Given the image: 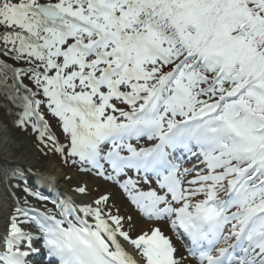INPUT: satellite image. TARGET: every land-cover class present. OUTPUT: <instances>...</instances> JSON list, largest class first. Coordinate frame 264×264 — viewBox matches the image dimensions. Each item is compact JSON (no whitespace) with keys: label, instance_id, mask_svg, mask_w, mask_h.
I'll use <instances>...</instances> for the list:
<instances>
[{"label":"snow or ice","instance_id":"obj_1","mask_svg":"<svg viewBox=\"0 0 264 264\" xmlns=\"http://www.w3.org/2000/svg\"><path fill=\"white\" fill-rule=\"evenodd\" d=\"M0 110L185 241L29 168L0 264H264V0H0Z\"/></svg>","mask_w":264,"mask_h":264},{"label":"bare ground","instance_id":"obj_2","mask_svg":"<svg viewBox=\"0 0 264 264\" xmlns=\"http://www.w3.org/2000/svg\"><path fill=\"white\" fill-rule=\"evenodd\" d=\"M0 116H2L1 113ZM9 124L3 117V122H0V173L6 172L11 175L13 170L23 171L30 168L34 174L33 178L40 175L50 177V183H41L39 180H36V183L40 184V190L44 191V194L51 193L53 199L71 197L77 203H90L101 194H109L111 203L120 208L121 214L133 216L135 226L132 229V235L134 237L142 232H150L153 227L158 226L173 239L178 250L184 252L179 239L169 229L166 221L162 224L146 222V219L130 206L131 203L117 185L104 181L94 174H90L91 177L87 179L86 176L75 174L74 171L59 165L56 159L42 155L27 133L15 131ZM15 183L11 179L0 180V223L14 207L10 190L13 192L16 190L10 189V186ZM78 186H86L88 191L85 194L77 193L75 188ZM48 206L53 207L52 204ZM128 250L136 256L135 249L129 246Z\"/></svg>","mask_w":264,"mask_h":264},{"label":"rangeland","instance_id":"obj_3","mask_svg":"<svg viewBox=\"0 0 264 264\" xmlns=\"http://www.w3.org/2000/svg\"><path fill=\"white\" fill-rule=\"evenodd\" d=\"M0 113H1V115L4 117L5 121L8 122V123H10V121H12V120L15 119V117H14V116H11V115L4 116L3 110H0ZM45 118L48 119L49 122H50V124L52 125V130H53V132H54V133H55V134H56L61 140H63V137H62V135H61V133H60V129H59V126H58V122H57V120H56L55 118H53V117H52V116H51L46 110H45ZM9 125H10L11 127H13V129H14L15 131H21L20 129L14 127L11 123H10ZM22 132H23V133H27L28 136L32 138V140L34 141L35 145H36L39 149H41V148L43 147L42 145H38L37 135H36L35 133L32 132L31 128H29L26 132H25V131H22ZM45 151H47V149H45ZM46 157H51V158H53V159H56V160H57V163H58L59 165H62V166H64V167H66L67 169L74 171L75 174L78 173V174H80V175H84V176L87 177V179L90 178L91 175H92L91 173H83V172H80V171L78 170L77 167H71V166H69L68 164H64L63 161H62V158H61V156H60L59 154L49 152V154H48ZM186 166H188V165H186ZM90 174H91V175H90ZM14 181H15V180H14ZM15 182H17V181H15Z\"/></svg>","mask_w":264,"mask_h":264}]
</instances>
